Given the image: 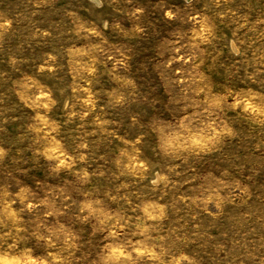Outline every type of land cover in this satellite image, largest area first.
I'll list each match as a JSON object with an SVG mask.
<instances>
[{
	"label": "rangeland",
	"instance_id": "374dc122",
	"mask_svg": "<svg viewBox=\"0 0 264 264\" xmlns=\"http://www.w3.org/2000/svg\"><path fill=\"white\" fill-rule=\"evenodd\" d=\"M0 264H264V0H0Z\"/></svg>",
	"mask_w": 264,
	"mask_h": 264
}]
</instances>
